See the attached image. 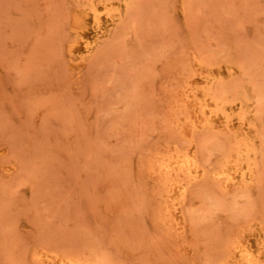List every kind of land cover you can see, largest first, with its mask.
<instances>
[{"label":"rangeland","instance_id":"rangeland-1","mask_svg":"<svg viewBox=\"0 0 264 264\" xmlns=\"http://www.w3.org/2000/svg\"><path fill=\"white\" fill-rule=\"evenodd\" d=\"M0 264H264V0H0Z\"/></svg>","mask_w":264,"mask_h":264},{"label":"bare ground","instance_id":"bare-ground-1","mask_svg":"<svg viewBox=\"0 0 264 264\" xmlns=\"http://www.w3.org/2000/svg\"><path fill=\"white\" fill-rule=\"evenodd\" d=\"M93 31L95 34L87 36L83 31H78V43L75 45L78 48L81 45L84 49L90 50L96 43V36L100 31L105 30L106 26L110 23L109 19L115 15L114 5L108 1H102L100 7L92 8ZM81 47V48H82ZM184 168L188 173H191L195 168V160L193 156H188L183 161ZM217 176L224 177L227 180L233 179L234 176L230 171V167H223L215 172ZM239 253L248 256L250 250L248 248H240Z\"/></svg>","mask_w":264,"mask_h":264}]
</instances>
